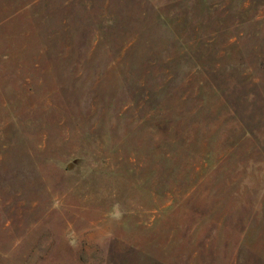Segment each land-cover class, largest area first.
<instances>
[{"label":"rangeland","instance_id":"374dc122","mask_svg":"<svg viewBox=\"0 0 264 264\" xmlns=\"http://www.w3.org/2000/svg\"><path fill=\"white\" fill-rule=\"evenodd\" d=\"M0 264H264V0H0Z\"/></svg>","mask_w":264,"mask_h":264}]
</instances>
